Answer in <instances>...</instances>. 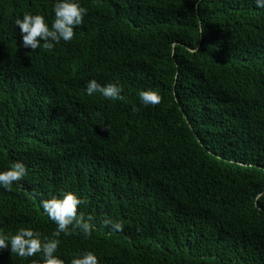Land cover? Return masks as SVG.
<instances>
[{
  "label": "trees",
  "instance_id": "obj_1",
  "mask_svg": "<svg viewBox=\"0 0 264 264\" xmlns=\"http://www.w3.org/2000/svg\"><path fill=\"white\" fill-rule=\"evenodd\" d=\"M80 2L73 39L33 51L14 19L50 21L53 0H0V169H27L0 187V229L50 235L40 200L73 191L93 228L61 234L65 260L90 250L99 264H264V9ZM92 78L118 82L123 99L87 95ZM149 88L159 104L140 102ZM35 258L0 249V264Z\"/></svg>",
  "mask_w": 264,
  "mask_h": 264
},
{
  "label": "clouds",
  "instance_id": "obj_2",
  "mask_svg": "<svg viewBox=\"0 0 264 264\" xmlns=\"http://www.w3.org/2000/svg\"><path fill=\"white\" fill-rule=\"evenodd\" d=\"M254 3L257 8L264 9V0H254ZM52 13L50 21L44 15L32 12H24L21 17L14 19L23 47L33 51L41 47L52 50L61 40L71 41L75 35L74 28L84 22L87 8L82 6L80 0H53ZM85 90L89 96L100 93L107 99H123V89L118 82L101 84L92 78L86 81ZM138 96L144 106L157 105L162 99L160 93L151 88L140 90ZM26 173V165L22 161H12L8 167L0 169V187L11 190L14 183L21 181ZM262 197L264 192L257 193L255 198L259 200ZM82 203L83 200L73 191H61L57 195L41 199L43 213L55 224L51 234L42 235L34 228L24 226L11 232L0 229V249H10V252L21 258L35 256L30 264H99L97 255L90 250L75 252L67 260L57 255L61 234L82 235L85 238L91 235L92 218L78 212V206ZM103 223L111 231L123 230V224L119 221L106 218Z\"/></svg>",
  "mask_w": 264,
  "mask_h": 264
}]
</instances>
